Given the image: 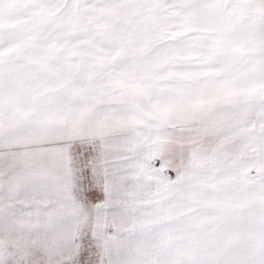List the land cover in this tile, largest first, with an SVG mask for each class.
<instances>
[{
  "label": "snow or ice",
  "instance_id": "snow-or-ice-1",
  "mask_svg": "<svg viewBox=\"0 0 264 264\" xmlns=\"http://www.w3.org/2000/svg\"><path fill=\"white\" fill-rule=\"evenodd\" d=\"M0 264H264V0H0Z\"/></svg>",
  "mask_w": 264,
  "mask_h": 264
}]
</instances>
